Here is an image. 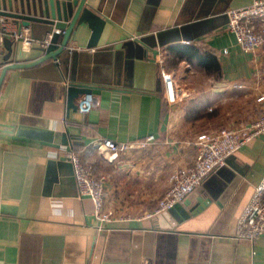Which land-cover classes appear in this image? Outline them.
<instances>
[{"label": "crops", "instance_id": "1", "mask_svg": "<svg viewBox=\"0 0 264 264\" xmlns=\"http://www.w3.org/2000/svg\"><path fill=\"white\" fill-rule=\"evenodd\" d=\"M87 1L105 17L97 45L85 50V24L67 43L86 51L85 63L102 85L92 89L95 105L58 118L51 140L32 136L28 128L16 132L17 125L29 127L43 118L48 123V115L60 112L61 96L56 80L25 75L21 67L8 66L2 75L0 264H264V232L254 239L236 236L239 216L264 175V132L204 177L201 202L196 194L183 203L197 205L189 217L148 214L170 186L172 169L193 161L201 130L241 125L261 112L264 44L244 50L226 21L230 6L252 0ZM5 18L0 73L6 63L33 59L60 41L61 33L43 50L38 39L44 33L36 26L29 27L31 44H16L10 31L18 20ZM118 41L124 50L120 74L107 47ZM180 43H194L212 55L213 64L180 54ZM165 74L175 79V100L167 98ZM62 130L66 145L91 172L105 175L102 205L112 210L111 220L93 215L91 199L79 195L63 166L49 169ZM148 133L156 139L113 158L99 145L103 137Z\"/></svg>", "mask_w": 264, "mask_h": 264}, {"label": "built area", "instance_id": "2", "mask_svg": "<svg viewBox=\"0 0 264 264\" xmlns=\"http://www.w3.org/2000/svg\"><path fill=\"white\" fill-rule=\"evenodd\" d=\"M229 20L227 27L235 33L236 40L246 51H253L264 44V0H252L249 3L230 6L227 9ZM6 16L0 14V43L6 32ZM10 34L17 42L29 45L33 41L28 25L16 26ZM51 32H46L38 39L39 44L47 48ZM165 91L169 100H175L177 85L171 75H164ZM264 103V91L257 96ZM97 94L88 92L78 100V109L89 110L97 103ZM264 132V105L257 117L247 123L237 126H221L218 129H203L194 140L196 154L192 162L180 164L172 169L169 178L170 186L158 198L154 209L148 214H154L176 201L183 200L204 179V177L217 166L227 162V157L240 148L242 144ZM156 139L155 133H148L145 137L137 139H117L103 137L99 145L109 153L111 158L117 156L122 150L136 146H145ZM72 162L77 191L81 196H88L92 201V213L100 221L111 220L112 210L103 208V182L104 174H93L88 164L82 162L79 154L61 143L57 149ZM264 232V175L255 186L253 194L243 209L238 220L236 236L239 238L254 239Z\"/></svg>", "mask_w": 264, "mask_h": 264}, {"label": "water", "instance_id": "3", "mask_svg": "<svg viewBox=\"0 0 264 264\" xmlns=\"http://www.w3.org/2000/svg\"><path fill=\"white\" fill-rule=\"evenodd\" d=\"M0 14H4L6 17H16L18 27L28 25L33 30L34 27L41 26L42 33L51 32V43H56L61 33L58 45L52 50L40 53L33 59L27 61L15 60L6 63L0 73L1 82L5 68L12 65L21 67L20 72L25 75L56 80L57 94L61 96V100H58L56 105L60 107V112L56 115H48L51 118L48 123L43 118L40 119L41 122L44 121L42 125L38 121L39 123H33L29 127L17 125L16 129V132H19L20 128H28V132L32 136L51 140L53 126L56 120L62 115L65 118L69 117L70 111L78 108V100L81 96L92 92L93 87L102 86L93 80V72L85 63L87 57L85 50L97 45L105 17L87 0H0ZM228 20L229 15L227 13L226 21L228 22ZM84 24L90 28L89 37L85 43V50L70 47L67 43L69 35L75 33L77 29L82 28ZM32 36L34 37V35ZM187 40H190V37ZM14 41L16 44L18 43L17 40L14 39ZM159 42L163 44L165 41L162 38ZM155 44H157V41ZM121 45L122 42L119 41L107 45V47H111L114 50L115 70L118 74L122 71L124 61V50ZM152 52V58H155L158 47L154 46ZM48 57L51 58L43 61ZM40 61L43 62L36 64ZM45 123L48 127H45ZM60 142L65 144L68 142L65 130L61 131ZM53 154L56 157H50L48 159L49 169L54 170L55 165L63 166L66 172L72 174L73 185L77 189L72 162L56 151ZM200 188V185H198L188 194V197L184 201H176L174 204L157 211L155 213L157 219L164 213L170 214L177 221H182L186 217H189L197 205L192 207V204H189L187 207H184L183 203H188V200L194 201V195L196 194L198 203L201 202L202 196L200 195ZM150 220V218L143 219L144 223L147 222V224H151ZM160 224L162 225V223Z\"/></svg>", "mask_w": 264, "mask_h": 264}, {"label": "trees", "instance_id": "4", "mask_svg": "<svg viewBox=\"0 0 264 264\" xmlns=\"http://www.w3.org/2000/svg\"><path fill=\"white\" fill-rule=\"evenodd\" d=\"M177 50L180 54L186 55L188 57L197 56V58L202 60L206 65L213 64L212 55L202 52L194 43H180ZM213 60V61H212Z\"/></svg>", "mask_w": 264, "mask_h": 264}]
</instances>
